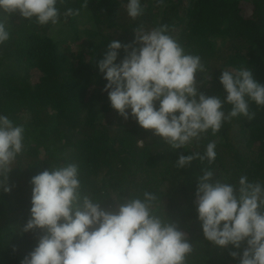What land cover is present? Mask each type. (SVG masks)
Returning <instances> with one entry per match:
<instances>
[{"label":"trees","instance_id":"1","mask_svg":"<svg viewBox=\"0 0 264 264\" xmlns=\"http://www.w3.org/2000/svg\"><path fill=\"white\" fill-rule=\"evenodd\" d=\"M142 3L136 20L127 16L125 0H88L87 7L83 0H66L58 5V25L40 26L19 13L7 18L11 36L0 45V113L24 126L25 150L8 174L11 192L0 193V264H20L37 243V234L21 231L31 207V177L65 162L79 165L82 194L107 198L102 207L109 210L119 206L109 197L113 193L160 196L159 211L194 242L189 264H238L229 248L204 240L194 204L196 178L211 169L232 182L241 175L264 182V106L252 102L253 119L232 118L178 150L203 154L215 142L214 162L197 159L178 169V151L111 107L98 61L110 41L132 42L138 26L168 25L186 51L201 56L208 71L196 79L206 95L225 94L222 68L246 66L264 84V0ZM68 8L79 15L65 18Z\"/></svg>","mask_w":264,"mask_h":264},{"label":"clouds","instance_id":"2","mask_svg":"<svg viewBox=\"0 0 264 264\" xmlns=\"http://www.w3.org/2000/svg\"><path fill=\"white\" fill-rule=\"evenodd\" d=\"M66 0H0V45L10 39V14L19 13L40 26L58 25V5ZM163 3V0H157ZM88 0H83L87 7ZM127 16L136 20L144 13L142 0H125ZM79 15L68 8L65 18ZM219 39V38H218ZM124 55L120 57V50ZM119 58V59H118ZM99 72L106 81L111 107L125 120L152 130L171 149H185L209 130L218 132L232 118H254L251 103L264 106V84L246 66L222 68L219 82L224 95H206L197 86L196 74L208 70L199 54L186 51L168 25L135 29L132 42L112 40ZM225 105L230 109L225 110ZM140 146L144 141H138ZM216 143L203 154L178 151L176 167L217 157ZM25 150V128L0 113V193L11 192L8 174ZM29 216L22 232L38 235L36 245L20 264H189L195 251L185 231L165 212L155 192L121 197L115 210L82 194L79 165H50L31 177ZM194 204L204 240L229 248L238 264H264V182L241 175L236 182L218 178L211 169L196 178ZM230 246V247H229Z\"/></svg>","mask_w":264,"mask_h":264}]
</instances>
